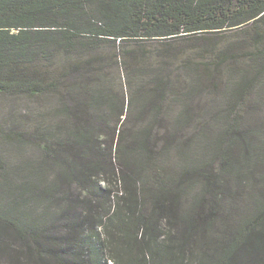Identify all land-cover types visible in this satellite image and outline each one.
<instances>
[{"label": "trees", "instance_id": "trees-1", "mask_svg": "<svg viewBox=\"0 0 264 264\" xmlns=\"http://www.w3.org/2000/svg\"><path fill=\"white\" fill-rule=\"evenodd\" d=\"M0 264H264V0H0Z\"/></svg>", "mask_w": 264, "mask_h": 264}]
</instances>
